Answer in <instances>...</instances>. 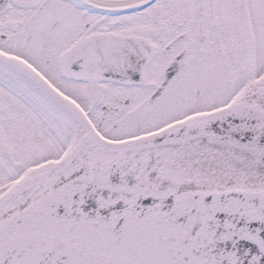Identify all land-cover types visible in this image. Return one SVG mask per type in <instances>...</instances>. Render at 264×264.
I'll use <instances>...</instances> for the list:
<instances>
[{
	"label": "snow or ice",
	"instance_id": "snow-or-ice-1",
	"mask_svg": "<svg viewBox=\"0 0 264 264\" xmlns=\"http://www.w3.org/2000/svg\"><path fill=\"white\" fill-rule=\"evenodd\" d=\"M0 264H264V0H0Z\"/></svg>",
	"mask_w": 264,
	"mask_h": 264
}]
</instances>
